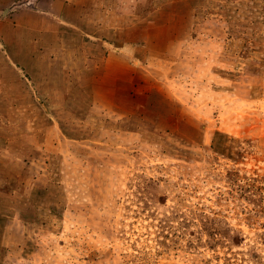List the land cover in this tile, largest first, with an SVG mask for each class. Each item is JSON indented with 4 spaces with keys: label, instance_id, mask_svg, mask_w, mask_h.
<instances>
[{
    "label": "rangeland",
    "instance_id": "1",
    "mask_svg": "<svg viewBox=\"0 0 264 264\" xmlns=\"http://www.w3.org/2000/svg\"><path fill=\"white\" fill-rule=\"evenodd\" d=\"M0 264H264V0H0Z\"/></svg>",
    "mask_w": 264,
    "mask_h": 264
}]
</instances>
